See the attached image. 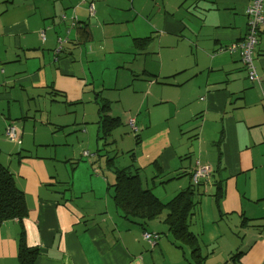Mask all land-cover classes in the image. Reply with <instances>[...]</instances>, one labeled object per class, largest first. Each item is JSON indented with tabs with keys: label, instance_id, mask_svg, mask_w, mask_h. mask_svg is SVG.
<instances>
[{
	"label": "crops",
	"instance_id": "crops-1",
	"mask_svg": "<svg viewBox=\"0 0 264 264\" xmlns=\"http://www.w3.org/2000/svg\"><path fill=\"white\" fill-rule=\"evenodd\" d=\"M251 1L0 0V162L27 207L21 224L0 226V264L18 263L21 230L33 264H264V24L259 83L226 50L245 37ZM118 88L134 97L135 145L152 150L133 153L143 188L167 202L191 185L196 162L212 170L194 187L193 245L174 240L165 211L124 214L114 175L90 174L119 121L104 90ZM149 106L153 125L140 117ZM144 232L159 234L154 246Z\"/></svg>",
	"mask_w": 264,
	"mask_h": 264
},
{
	"label": "trees",
	"instance_id": "trees-1",
	"mask_svg": "<svg viewBox=\"0 0 264 264\" xmlns=\"http://www.w3.org/2000/svg\"><path fill=\"white\" fill-rule=\"evenodd\" d=\"M110 120L111 124L117 122V119H110L107 116L101 117V121L103 122L107 123ZM110 129L111 127L107 126V130L102 132L99 140H105L109 136L108 130ZM131 158L133 159V154ZM108 159L111 163L113 158ZM113 172L116 180L114 200L116 205L125 211L124 214L147 221L158 219L162 212L165 211L163 223L167 225L174 240L183 244L193 245L196 241V236L190 231L189 225L197 205L196 197L198 195L194 187L199 186L203 180H207L212 170L198 184L194 185L191 182L189 187L176 193L167 202L160 201L150 189L142 187L139 179V168L134 167V165L117 167L114 168ZM26 215L27 207L24 195L16 187L13 175L0 162V226L10 221H17L21 224ZM18 241L17 264H33L38 252L27 247L22 230L20 231ZM192 248V254L196 259H199L197 255L198 249ZM233 259L234 257L231 258V260ZM197 262L199 263L198 260Z\"/></svg>",
	"mask_w": 264,
	"mask_h": 264
},
{
	"label": "rangeland",
	"instance_id": "rangeland-1",
	"mask_svg": "<svg viewBox=\"0 0 264 264\" xmlns=\"http://www.w3.org/2000/svg\"><path fill=\"white\" fill-rule=\"evenodd\" d=\"M117 24H113L112 28H117ZM109 30H114V29H109ZM138 61V66H139ZM126 71L129 69L128 66L125 68ZM125 71V72H126ZM117 71L114 72V75L116 74ZM112 76V75H111ZM106 81H109L108 78H106ZM118 85L119 87H125V83L122 78V74L118 76ZM124 88H118L117 90L113 91H106L104 90V97L109 99L111 101V108H112V116L113 117H118V125L117 128L114 130L112 133L111 137L107 140V145L106 146H101V143H99L100 148L99 151L94 149V146L91 147V150L87 149L89 152L92 151V153H96L98 151V156L100 161H97L96 163H93V168L92 173L90 174H97V175H103L104 177H107L112 180V175H114V168H121L125 167L128 165H134V167L139 166L138 160L134 161L131 158V155L133 153L136 154L137 159L142 158L147 156L150 157L151 149L147 147L146 144L143 145L142 150H138V146L135 145V134L130 130L127 123V114L131 115L130 117L134 118L136 117V113L129 111V106H131L130 102L131 100L134 99V97H130L129 94L132 93L131 89H125ZM142 91V90H140ZM137 97H141V93L137 94ZM150 100V99H148ZM48 105V104H47ZM137 105V104H136ZM55 108V107H52ZM84 107H78L77 108V114L80 115ZM129 112V113H128ZM155 112V113H154ZM39 116H37L38 119ZM45 117V115H43ZM141 118L149 121H151L152 125L153 123H156L159 119V115L157 111H154V108L152 106H149L148 108L145 107L140 115ZM21 125L22 123L19 122ZM0 124H1V119H0ZM34 124V123H33ZM156 126V125H155ZM0 131H2L0 129ZM0 136H3V133H0ZM19 139V138H18ZM91 153V152H90ZM108 158H113L111 160V163ZM113 163V164H112ZM79 172V171H78ZM77 172V173H78ZM84 172V171H83ZM82 172V173H83ZM81 173V174H82ZM143 176V175H142ZM115 177V176H114ZM147 189V188H146Z\"/></svg>",
	"mask_w": 264,
	"mask_h": 264
},
{
	"label": "built area",
	"instance_id": "built-area-1",
	"mask_svg": "<svg viewBox=\"0 0 264 264\" xmlns=\"http://www.w3.org/2000/svg\"><path fill=\"white\" fill-rule=\"evenodd\" d=\"M90 12H93V9L90 8ZM264 0H252L245 10L247 17V33L245 37L239 41L231 44L226 47V50L233 53L239 52L240 63L242 68L247 74L248 80L252 83H259L260 79L256 72L254 65V50L258 44V35L260 27L264 24ZM65 19V16H62V20ZM76 23L75 19H71V25L74 26ZM42 35V40H44V35ZM62 44V41L60 42ZM128 126L133 133H137L138 128L135 125L133 118L128 119ZM5 137L10 141L18 140V130L10 123L7 125L4 133ZM85 156L88 155V152L83 153ZM211 172V168L207 165H202L199 162H196L194 170L191 171V182L196 185L201 179H204ZM143 239L149 243L151 246H154L158 239L159 235L157 233L144 232Z\"/></svg>",
	"mask_w": 264,
	"mask_h": 264
}]
</instances>
